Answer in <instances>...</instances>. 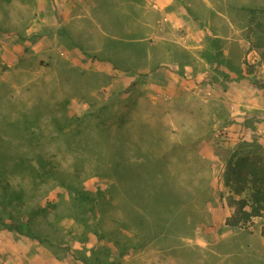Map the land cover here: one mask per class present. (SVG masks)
I'll list each match as a JSON object with an SVG mask.
<instances>
[{"label":"rangeland","instance_id":"1","mask_svg":"<svg viewBox=\"0 0 264 264\" xmlns=\"http://www.w3.org/2000/svg\"><path fill=\"white\" fill-rule=\"evenodd\" d=\"M254 15L264 17V0H0V141H41L43 149L25 151L35 168L44 158L59 163L49 168L54 178L9 166L0 173L7 179L0 183V264H264V216L248 227L227 225L235 204L223 176L237 143L264 148V64L252 43ZM110 39L122 57L110 53ZM129 40L146 51L154 46L147 60L137 45L125 50ZM114 93L136 100L127 155L143 163L144 176L156 172L146 177L154 190L166 184L180 193L178 218L171 209L151 216L141 201L135 208L152 226L139 222L128 178L117 192L115 172L91 163L78 171L82 157L98 156L85 149L96 133L78 135V149H57L64 114L83 117ZM24 114L31 121L23 122L22 138L9 124ZM154 158L161 161L148 166ZM68 185L100 195L96 213ZM21 187L22 208L4 207Z\"/></svg>","mask_w":264,"mask_h":264},{"label":"trees","instance_id":"2","mask_svg":"<svg viewBox=\"0 0 264 264\" xmlns=\"http://www.w3.org/2000/svg\"><path fill=\"white\" fill-rule=\"evenodd\" d=\"M188 11V15L195 16L193 11H190L189 8H186ZM257 11V10H256ZM262 9H259L258 12L262 13ZM190 19V17H189ZM201 20V19H200ZM198 20V22H201ZM253 21H250L252 28V32L254 34V39L252 42L253 46L262 50L261 51V62L260 65L264 64V17L259 20L256 15L252 17ZM146 37V36H142ZM216 37V40H220V37ZM214 37V38H215ZM134 39V38H132ZM110 41H112L110 39ZM115 41V40H114ZM112 41L110 45V53L118 54L117 42ZM147 41V40H146ZM135 45L139 46L140 53H144L143 59L147 60L146 57L149 54V49L154 47L153 45H148V50H144L141 48L140 41L129 40L127 44L124 45L125 50L132 49ZM120 46V45H119ZM122 51V49H120ZM124 57V56H123ZM125 60L126 56L124 57ZM123 59H121L122 61ZM133 61V60H132ZM136 61H133L135 64ZM115 68H120L116 62L112 61ZM147 64V61L145 62ZM150 64V63H149ZM130 69V67L126 68ZM84 75V72H81ZM135 84V83H133ZM134 86L130 87V90H133ZM129 91V90H128ZM119 94H113L111 98L102 102V105L98 110H91L86 113L83 117H77L73 119L72 117L64 114V122L59 123L57 126V141H58V150H62L63 146L66 148H70L72 150L78 149L80 144H77L75 148V142H78L77 136L86 133L87 130H90L92 133H96L98 138L95 143L88 144L85 149L88 152H94L97 149L98 156L96 159H87L82 157L80 159V165L76 166L78 171L83 170L88 163L92 164L93 169L107 174L110 172H115L116 175H110L114 177L116 181V185L113 191L118 190L120 187L118 182H121V179L126 177L130 182L126 185V193L128 194L129 199L132 201L134 206V218L139 222H146L148 225L152 226L150 222L147 221L145 216H142L138 213L135 208V204L141 203V201H146V210L149 211L150 215H154L157 218H160L158 214L165 213V211L170 210L174 218H178L176 215L175 207L178 206L181 195L178 192H173L167 189L166 184L160 185L163 189L160 191L159 188L154 190L149 184L152 181H149L146 177L152 179L154 174L151 173V176H144V171L140 172L138 167L142 166L138 163L131 161L129 156L127 155V150L129 148L126 147V139L128 138L130 131L127 132V124L128 122L133 121L132 115V105L136 104V100L131 99H120ZM119 101L121 105L120 108L123 110H118L116 112V104ZM39 118L37 119V121ZM31 121L30 114H24L22 119H16L12 124H9V128L12 129V134H15L19 137H24L25 135V125L29 124ZM36 121V122H37ZM24 122V124H23ZM5 134V133H1ZM127 135V136H126ZM1 140V139H0ZM133 147L135 152L139 150V147L136 143H133ZM28 146L33 148L43 149L42 142H36L34 140L30 141L28 144L24 142H2L0 141V173H5L8 171L7 166L11 167L14 170H29L31 169L33 173L39 172L42 170V173L39 175L41 177L48 176L50 178L56 177L54 167L57 168L59 166L58 161H54L53 159L44 158L41 159L40 167L41 169L35 168V163L32 158L25 154V151H28ZM73 147L75 149H73ZM96 147V148H95ZM95 148V149H94ZM150 150V149H149ZM161 160L153 159L148 160V166L154 167L157 166ZM54 164V167L52 165ZM107 172V173H106ZM43 174V175H42ZM224 181L226 185L230 188V191L234 195L233 202L235 204L234 213L227 217L226 224L230 226H242L248 227V223L253 220L254 217H263L264 216V148L261 145L248 142L241 141L233 147L229 153L228 158L225 163L224 170ZM5 178H0V183H3ZM153 180V179H152ZM39 182L35 183L38 184ZM142 184L144 187H142ZM70 189L75 192V200L80 203L89 204L91 210L94 211V207L97 205V202L100 200V195H91L88 192L81 191L77 185H68ZM166 188V189H165ZM113 191L111 195H113ZM119 192V190L117 191ZM237 196V197H236ZM25 189L21 187L15 192L9 193V196L4 200V207H14L15 211H18L22 208L25 202ZM165 197V198H164ZM169 199V200H168ZM170 202L174 207L166 208L167 206H163L161 203ZM162 205V206H160ZM43 209H40L41 211ZM95 212V211H94ZM96 213V212H95ZM94 213V215H95ZM175 213V214H174ZM185 215V213H184ZM185 218V217H184ZM1 220V213H0ZM156 220V219H155ZM157 221V220H156ZM153 228V227H152ZM32 233V229L30 226L27 227V232Z\"/></svg>","mask_w":264,"mask_h":264},{"label":"crops","instance_id":"3","mask_svg":"<svg viewBox=\"0 0 264 264\" xmlns=\"http://www.w3.org/2000/svg\"><path fill=\"white\" fill-rule=\"evenodd\" d=\"M185 11H186V14H187V17L189 18L190 17V20H192V21H198V20H200L201 19V17H200V15L198 14V15H195V16H190V15H188V11H187V9H185ZM173 18H176V16H174ZM172 18V19H173ZM177 19V18H176ZM176 19H173V20H176ZM182 21H183V23L185 24V20L184 19H182ZM177 24H181V22L180 23H177ZM182 25V24H181ZM177 26H179V25H177ZM201 60H203V59H201ZM254 106V104H252V105H250L249 107H253Z\"/></svg>","mask_w":264,"mask_h":264}]
</instances>
